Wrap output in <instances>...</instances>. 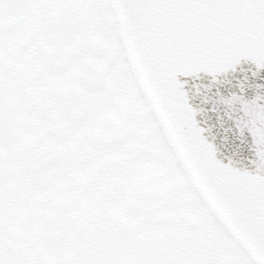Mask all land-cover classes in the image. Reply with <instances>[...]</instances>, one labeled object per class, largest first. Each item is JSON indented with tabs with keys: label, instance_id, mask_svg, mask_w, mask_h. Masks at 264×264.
<instances>
[{
	"label": "snow or ice",
	"instance_id": "snow-or-ice-1",
	"mask_svg": "<svg viewBox=\"0 0 264 264\" xmlns=\"http://www.w3.org/2000/svg\"><path fill=\"white\" fill-rule=\"evenodd\" d=\"M12 73L15 107L34 90L35 118L6 120ZM8 127L27 162L59 150L68 175L88 160L124 209L109 216L84 185L64 204L70 248L43 253L34 231L14 241ZM261 159L264 0H0V264H264Z\"/></svg>",
	"mask_w": 264,
	"mask_h": 264
},
{
	"label": "flooded vegetation",
	"instance_id": "flooded-vegetation-1",
	"mask_svg": "<svg viewBox=\"0 0 264 264\" xmlns=\"http://www.w3.org/2000/svg\"><path fill=\"white\" fill-rule=\"evenodd\" d=\"M63 69H54L50 73V76L53 80L59 82L64 77H60V73L63 72ZM10 84H11V95H16L17 90V81L16 74L12 73L9 76ZM15 88V89H13ZM30 93L35 96L34 90H28V94ZM9 108H7L5 112V118L9 123H14V121L9 116ZM15 118V117H13ZM15 120H18L16 118ZM11 130L12 135L16 141H18L20 146V155H23L22 145L24 143L23 136L16 130L15 127H8ZM72 132V131H71ZM70 132V133H71ZM69 133V134H70ZM49 154L45 155H51ZM3 153V157H4ZM22 156L20 158L18 164V174L14 183V192L6 204V210L8 212V229L11 237L15 241L19 234L25 231H34L38 234L37 247L39 248V240L41 229L44 225L52 222L59 221L66 224L71 230L72 234L74 232L75 225H70L65 220L64 213V204L65 201L69 198L73 200H79L81 197L82 186L86 185L89 191L93 194H104L106 196L105 199V209L106 213L109 216L118 215L124 209V203L120 198V187L114 183L110 182V176H91L89 172L86 173L81 179H78L75 176L74 168L78 165L79 161L75 167L72 169L70 174L64 175L63 179H61L56 185L50 187L45 194L42 195L43 199V208L42 214L38 217L35 223H30L28 217H25L24 214L27 213L28 209L31 208L34 201L40 198L43 193V189L40 185L34 183L31 184L28 182V178H25L26 174L23 171V163ZM86 160V159H85ZM112 175H115V170L112 171ZM44 188V187H43ZM130 193V201L137 207L140 205V201L136 196V188L134 185H130L127 189ZM19 203H22L19 205ZM61 217H58V215ZM139 226V225H138ZM119 230V229H115ZM142 230V229H141ZM72 246V242L70 243L69 248Z\"/></svg>",
	"mask_w": 264,
	"mask_h": 264
},
{
	"label": "water",
	"instance_id": "water-1",
	"mask_svg": "<svg viewBox=\"0 0 264 264\" xmlns=\"http://www.w3.org/2000/svg\"><path fill=\"white\" fill-rule=\"evenodd\" d=\"M8 132H5L3 140V151L6 153V157L3 159L2 165V183H3V197L4 204L10 197L13 189L14 178L17 172V162L19 158L18 146L8 136ZM79 135V131L75 130L71 137ZM70 137V138H71ZM261 166H264V159L260 161ZM89 171V162L80 164L76 173L81 177ZM40 248L44 253H56L60 250H66L70 243V235L68 229L63 225L54 223L47 226L41 235Z\"/></svg>",
	"mask_w": 264,
	"mask_h": 264
},
{
	"label": "rangeland",
	"instance_id": "rangeland-1",
	"mask_svg": "<svg viewBox=\"0 0 264 264\" xmlns=\"http://www.w3.org/2000/svg\"><path fill=\"white\" fill-rule=\"evenodd\" d=\"M15 89V88H13ZM32 95V96H31ZM27 94L24 96L23 100L20 101L23 104L24 111L21 113L18 111V109L15 107L17 101H16V95H12V100L9 104V109L11 111V116L15 117L12 118L15 121L16 118L21 119L24 118L25 120H30L32 118H35L38 116V110L37 106L34 103V95L33 94ZM24 140V137H23ZM47 155H41L37 160L27 162L25 159L22 161L23 163V171L26 174L24 176L25 178H28V182L31 184H38L42 187L44 190L41 194V197L43 194L46 193V191L50 188L56 185L59 182V179L64 176L61 174L60 170L53 166V162H49V159H46ZM44 157V159H43ZM54 161V160H51ZM81 161V160H80ZM77 164V163H76ZM75 164V165H76ZM74 165V167H75ZM73 167V168H74ZM54 177V179H52ZM44 187V188H43ZM40 203L42 204V199L39 198ZM38 202H35V204L32 206V208H35L34 210L31 209L29 212L25 213V217H31V220L34 221L36 217L39 216V204ZM20 204V203H19Z\"/></svg>",
	"mask_w": 264,
	"mask_h": 264
}]
</instances>
